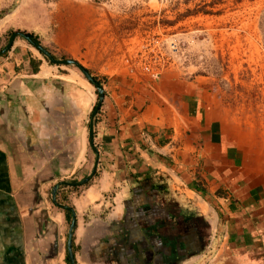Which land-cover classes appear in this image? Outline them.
Here are the masks:
<instances>
[{
	"label": "crops",
	"instance_id": "obj_1",
	"mask_svg": "<svg viewBox=\"0 0 264 264\" xmlns=\"http://www.w3.org/2000/svg\"><path fill=\"white\" fill-rule=\"evenodd\" d=\"M29 3L15 29L35 31ZM60 38L70 58L105 77L97 152L95 86L15 38L0 55V264H70L72 215L51 194L95 162L86 184L56 192L75 212V264H264V166L207 86L172 70L158 80L128 74L74 50L85 38L72 28Z\"/></svg>",
	"mask_w": 264,
	"mask_h": 264
},
{
	"label": "rangeland",
	"instance_id": "obj_2",
	"mask_svg": "<svg viewBox=\"0 0 264 264\" xmlns=\"http://www.w3.org/2000/svg\"><path fill=\"white\" fill-rule=\"evenodd\" d=\"M7 1L0 0V50L12 32L21 31L36 36L57 59H72L61 44L65 39L53 41L68 28L85 38L74 50L101 53L124 72L125 52L159 50L169 62L163 73L201 80L228 126L241 128L243 145H251L264 166V0H31L32 32L13 27L12 17L25 0ZM93 75L104 83V75Z\"/></svg>",
	"mask_w": 264,
	"mask_h": 264
},
{
	"label": "water",
	"instance_id": "obj_3",
	"mask_svg": "<svg viewBox=\"0 0 264 264\" xmlns=\"http://www.w3.org/2000/svg\"><path fill=\"white\" fill-rule=\"evenodd\" d=\"M17 36H21L23 37L25 40H27V42H29L30 44H32L40 53H42L44 56L47 57V59L54 64H72L75 65L79 71L87 78V80L92 83L96 89H97V95H98V99L97 102L91 112V118H90V126H89V138H90V144L93 146V118L94 116L97 114L101 101L103 99V88L102 85L90 74V72L85 69L83 66H81L79 63H77L75 60L72 59H57L55 58L47 48H45L44 46H42L39 42L35 41L30 35H28L25 32H21V31H14L10 34L8 41L6 43L5 46H3V48L0 50V54H4L6 53L12 46L14 39ZM93 150L95 152H97L96 148L93 146ZM96 166H97V162L94 163V167L91 171V173L83 180L81 181H77V182H67V181H61L57 184H55L53 191H52V201L54 204H56L57 206L69 211L72 215V221H71V225L69 228V233H68V242H67V253H68V259H69V263L70 264H75L74 261V257H73V253L71 250V235H72V229L75 226V212L73 210L72 207L68 206V205H64V204H60L56 201V192L59 186H81L86 184L94 175H95V171H96Z\"/></svg>",
	"mask_w": 264,
	"mask_h": 264
},
{
	"label": "built area",
	"instance_id": "obj_4",
	"mask_svg": "<svg viewBox=\"0 0 264 264\" xmlns=\"http://www.w3.org/2000/svg\"><path fill=\"white\" fill-rule=\"evenodd\" d=\"M124 65L126 72L134 76H147L151 80H158L164 69L169 65L166 57L163 58L162 53L158 51L148 50L140 47L134 52H125Z\"/></svg>",
	"mask_w": 264,
	"mask_h": 264
},
{
	"label": "trees",
	"instance_id": "obj_5",
	"mask_svg": "<svg viewBox=\"0 0 264 264\" xmlns=\"http://www.w3.org/2000/svg\"><path fill=\"white\" fill-rule=\"evenodd\" d=\"M28 35H30L35 41H37V38H36V36H34L33 34H31V33H27Z\"/></svg>",
	"mask_w": 264,
	"mask_h": 264
}]
</instances>
